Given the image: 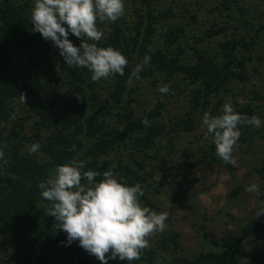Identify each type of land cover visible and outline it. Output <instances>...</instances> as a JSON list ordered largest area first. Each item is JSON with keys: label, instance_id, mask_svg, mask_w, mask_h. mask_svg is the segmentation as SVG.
<instances>
[{"label": "trees", "instance_id": "16d2710c", "mask_svg": "<svg viewBox=\"0 0 264 264\" xmlns=\"http://www.w3.org/2000/svg\"><path fill=\"white\" fill-rule=\"evenodd\" d=\"M130 1L136 14L132 29L122 17L115 22L105 20L106 36L98 42L101 47L118 49L128 60L124 75L108 78L111 79L109 91L102 99L97 86L104 79L94 82L87 68L66 65L59 49L33 31L30 22L33 0H0V152L3 153L0 157V251L7 253L4 264H99L77 241L67 245L66 233L59 229L54 217L47 215L49 202L42 198L39 185L54 173L57 165L73 160L83 161L85 170L100 173L96 177L100 180L107 167L102 157L110 151L118 152L130 141V152L138 154L140 159L127 161L124 166L118 163L116 178L128 185L141 184L142 205L155 210L148 188L156 170L148 171L147 160L159 139L178 132H193L203 125L205 112L220 113L227 96L234 97V91L250 81L247 66L264 50V24L250 18L240 0H211L212 11H222L227 23L225 27L213 26L205 38L224 35L230 29L233 32L229 39L218 43L213 56L195 48L193 62H185L182 48L176 52L169 49L176 44L178 34L197 22L196 13L184 8L179 16L170 8L156 10L151 5L153 0ZM178 18L186 22L172 23L173 28L165 34L164 48L154 47L156 26ZM129 29L134 31L133 35L126 34L125 30ZM69 39L76 46L81 43L74 34L70 33ZM203 39L194 40L200 43ZM145 54H150V64L139 73L141 78L136 79L131 73ZM155 74L159 75L154 78L157 83L162 80V85L170 86L168 93L172 96L178 89L187 90L188 110L167 125L159 120L166 110L164 101L157 100L152 109L141 114L131 108L135 88ZM257 97L263 99L259 94ZM14 101H21L27 112L25 122L20 124L12 118ZM65 101H68L67 110L60 106ZM235 105L241 115L256 116L251 106L236 102ZM113 113L114 125L108 126L104 118H110ZM261 117L264 119V115ZM145 119L147 125L142 123ZM262 122V128L240 126L241 148H249L258 135L264 139ZM36 142L40 143L36 153L29 156L22 152V148ZM197 151L201 154L195 158L198 161L208 157L216 161L215 156L219 157L213 139ZM158 157L163 161L161 155ZM251 162L254 161L251 159ZM259 163L253 164L251 173L259 176L264 190V160ZM238 192L236 189L230 195L235 197ZM259 227L264 231V221H250L237 234L210 239L206 248L178 264H264V250L249 252L245 247ZM170 241L175 250L179 249L175 236L171 235ZM167 249L165 242L147 247L142 250L140 260L132 264H155L159 252ZM108 262L127 264L119 259Z\"/></svg>", "mask_w": 264, "mask_h": 264}, {"label": "rangeland", "instance_id": "374dc122", "mask_svg": "<svg viewBox=\"0 0 264 264\" xmlns=\"http://www.w3.org/2000/svg\"><path fill=\"white\" fill-rule=\"evenodd\" d=\"M240 3L248 9L250 18H255L256 22L264 24V0H240ZM151 5L160 11L170 8L179 16L182 15L184 8L197 14V22L192 25L193 27H186L184 33L178 34L176 44L169 49L171 52H176L178 48H182L183 53L181 54L185 62L195 60V48L213 56L218 50V43L229 39L233 32L230 29L225 33L226 35L211 39L205 38V33L213 26L225 27L227 23L222 11H212L211 0H153ZM121 17L124 23L132 29L136 14L130 0H125V12ZM185 22L184 18H178L171 23L160 22L156 26L152 45L164 48L165 34L173 28L172 23L184 24ZM229 23L236 24L237 22ZM97 27L104 33V38L107 32L106 22L97 21ZM125 32L130 35L134 34V31L130 29ZM198 37H204V39L200 43H195L194 39ZM260 53V57L248 63L250 81L245 85H240L234 91L236 94L234 97L227 96L223 105L230 103L235 108L236 102L240 106H251L256 116L263 118L261 115H264V50ZM158 76L155 74L139 83L132 95L135 99L131 108L141 114L152 109L157 100L164 101L166 110L159 120L167 125L175 117L183 115L188 110L187 90L178 89L173 96L169 93L163 94L159 92V88L163 86L162 80L158 83L154 80ZM110 81L111 79L101 80L97 86L102 99L106 98L105 94L109 91ZM258 94L263 96V99H258ZM21 101H14L11 105L12 118L19 121V124L25 122L27 117V112L20 105ZM67 105L68 101L67 103L65 101V105L60 106L67 110ZM222 109L220 113L216 112L213 115L221 114ZM114 120V113L110 118L107 116L104 118L108 126H113ZM260 120L264 121V119ZM210 141H212L211 135H206V127L199 125L190 133L178 132L173 136L164 135L159 139L157 147L149 153L148 171L154 169L156 173L149 181L151 185L148 188V194L156 208L154 211L168 213L166 229L146 238L149 242L148 248L155 247L161 242L169 246L165 252H159L155 264H178L184 258L198 254L201 249L206 248L210 244V239L217 240L227 233L237 234L250 221L260 223L264 221V214L256 216L257 211L264 208L262 181L257 174L251 173L253 164L259 165V161L264 160V139L258 135L249 148H241L237 141L233 149L235 166L225 163L217 156H215L216 161H212L210 157L202 161L196 160L195 158L201 157L197 151L198 147L206 146ZM129 143L130 141L126 146L120 147L118 152L110 151L102 157L101 161H107L105 171L110 170L116 176L119 172L116 170L118 163L124 166L127 161L140 159L138 154L133 155L130 152ZM29 148L30 146L26 149L22 148V152H27L31 156ZM159 155L163 157V161L158 157ZM251 159L254 161L253 164ZM250 185H256L258 191H246L245 189ZM236 189L239 190L238 194L235 197L231 196L230 192ZM263 234L264 231L259 227L248 238L245 247L249 252L264 250ZM171 235L175 236L179 243L177 250L170 241ZM6 257L7 253L0 251V264H4ZM98 263L101 264V261ZM108 264L111 263L108 262ZM117 264L120 263L117 262Z\"/></svg>", "mask_w": 264, "mask_h": 264}, {"label": "clouds", "instance_id": "9594fccd", "mask_svg": "<svg viewBox=\"0 0 264 264\" xmlns=\"http://www.w3.org/2000/svg\"><path fill=\"white\" fill-rule=\"evenodd\" d=\"M124 12L125 0H34L30 22L34 32L59 49L66 65L87 68L95 82L124 75L127 58L118 49L98 45L104 33L97 27V21L115 22ZM70 33L81 39L79 46L71 42ZM150 61V54H145L131 76L140 79L139 73ZM169 90L167 84L159 88L163 94ZM142 123L147 125L148 121ZM202 123L206 135L212 136L216 154L234 166L233 149L241 135L240 126H262L259 117L241 115L230 103L223 105L219 115L205 112ZM39 149L40 143L36 142L29 152L36 153ZM85 168L83 161L75 160L57 165L54 173L39 185L42 198L49 202L47 215L54 217L59 229L66 233L67 245L77 241L101 264H108L109 259L127 264L140 260L142 250L149 246L146 238L166 229L168 213L142 205L141 184L128 185L110 170L97 180L100 173ZM245 190L254 192L258 188L250 185ZM261 214L264 208L256 216Z\"/></svg>", "mask_w": 264, "mask_h": 264}]
</instances>
